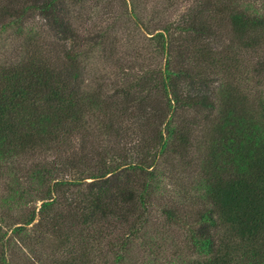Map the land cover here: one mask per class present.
Masks as SVG:
<instances>
[{"label":"trees","instance_id":"1","mask_svg":"<svg viewBox=\"0 0 264 264\" xmlns=\"http://www.w3.org/2000/svg\"><path fill=\"white\" fill-rule=\"evenodd\" d=\"M73 1L92 0H0L24 39L0 58V264H264V8L189 0L154 36L160 68L92 87L105 37ZM175 163L195 177L173 197Z\"/></svg>","mask_w":264,"mask_h":264},{"label":"rangeland","instance_id":"2","mask_svg":"<svg viewBox=\"0 0 264 264\" xmlns=\"http://www.w3.org/2000/svg\"><path fill=\"white\" fill-rule=\"evenodd\" d=\"M252 1L257 7L264 8V0ZM68 4L74 10L75 26L82 34L95 37L103 34L105 37L103 46L88 55L87 80L92 87L118 82L124 68L131 74L160 68L164 59L157 51L154 36L167 24L180 20L191 6L189 0H100L98 3L92 0ZM31 25L42 33L45 45L57 41L42 19L32 21ZM23 41L15 29L0 33V58L18 56ZM248 58L255 60L252 55ZM129 66H133V69ZM168 173L172 180L167 181V190L173 197L182 188L192 186L194 169L185 170L175 163L169 167ZM160 214H155L159 221L157 223L164 222ZM170 234L169 249L173 243L185 245L184 232L180 228H173ZM145 258V252L137 250L127 264H142Z\"/></svg>","mask_w":264,"mask_h":264}]
</instances>
